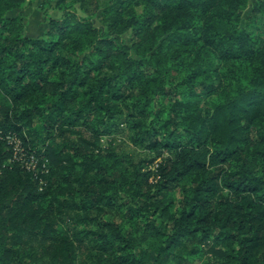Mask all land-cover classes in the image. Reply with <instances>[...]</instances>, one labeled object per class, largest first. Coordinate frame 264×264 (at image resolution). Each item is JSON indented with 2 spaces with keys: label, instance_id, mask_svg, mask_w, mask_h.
Wrapping results in <instances>:
<instances>
[{
  "label": "trees",
  "instance_id": "1",
  "mask_svg": "<svg viewBox=\"0 0 264 264\" xmlns=\"http://www.w3.org/2000/svg\"><path fill=\"white\" fill-rule=\"evenodd\" d=\"M2 2L3 0H0V3ZM60 2L62 3L63 0ZM103 2L105 0H80V7L88 15L96 13L97 17H100L103 13L99 11V7ZM148 2L162 16L146 17L141 27L133 33L131 40H137L143 34L145 42L149 39L154 41L156 37L151 34V25L156 19L162 18L165 21L164 31L177 26L178 32L193 28L198 33L191 39L176 36L173 43L199 45L200 41H203V49L210 50L211 54L227 63L244 61L264 65V42L254 43L248 29L237 27L241 17L236 15V9L241 0H148ZM9 3H14V0H9ZM131 3L132 0H118L115 10L120 12ZM256 5L257 3L253 7L255 14L260 10ZM192 9L200 10L199 19L204 21L202 26L195 27L191 23L194 18ZM11 12L13 11H10L7 16L0 15V33L10 28L15 31L17 25L23 27V24L19 23L21 17L9 16ZM173 13L176 14L175 17ZM169 20L171 23H167ZM94 21L79 22L76 30L84 37L103 34L105 23L108 21L100 20L101 27L96 26ZM181 21L183 23H180ZM118 25L119 17H112L109 32L120 31ZM47 27H50L53 33L59 34L61 39L44 41L41 38L24 35L22 41L19 38L9 41L13 47L0 49V94L6 98L0 101V237H3L0 239V256L16 255L19 257V253L15 252L16 247L19 246L24 250L31 249L34 253L31 260L39 264H45L46 258L54 250L57 255L61 252H70L73 255L96 252L103 260L106 256L115 255L116 243H124V237L118 225L112 222H101L100 216L92 217L90 213L108 215L112 209L128 207L129 204L136 202L128 201L126 204H120L119 201L124 199L123 197L107 195L120 181L128 182L126 179L128 168L124 167L122 172L110 175L111 169L105 165L104 161L112 160L115 161L112 167H123L131 156L125 149L120 150L123 154L120 158L117 157L115 150L104 152L99 149L97 140L100 137L113 138L128 134L130 143L144 151V155L135 152L136 159L131 164V167L135 169V179L131 183L141 191L145 188L150 190L153 187V181L158 183V176L167 177L169 173L183 164V169L177 171L174 179L166 180L160 191L148 196V200L153 202L151 207L157 212L163 208L161 216L163 220H176L175 216L170 215L169 208L164 207V201L170 192L181 189L184 192L188 191L184 185L185 177L192 175L199 177L210 166H230V161L237 156V152L230 150L213 152L211 148L205 147L207 141H203L198 147L204 151L199 158H193L187 152L188 145L180 137L170 136L165 141L160 139V129L144 130L145 125L142 121L146 116L147 104L141 106L137 103L129 108L127 102L135 97L138 91L144 95L145 90L156 83V78L152 67L144 68L145 62L138 57H129L128 72L118 81V87L110 79L99 82L96 88L85 93L89 97L86 105L68 116L69 106L79 97L77 89L86 88L89 79L93 77V71L99 69H85L83 78L77 75L68 85L59 82L53 87L48 74L68 63L63 57L55 59L54 57L63 39L69 34L71 23L69 19H52ZM118 39H120L119 36L115 39L104 36L97 41L98 46H94L93 51L103 53L107 50L108 55L105 56V62L111 60L113 56L120 59L126 53L113 52ZM27 44L38 48L40 54L22 51ZM125 47L128 46L125 45ZM170 49L171 45H169ZM203 49H198V52ZM149 51L150 59L154 58L159 64L161 57L165 55L164 41H161L155 50L149 48ZM9 57H14L11 64L8 63ZM83 62L82 60L81 64ZM49 65H51L50 68ZM103 66L101 64L100 68ZM46 68L47 72H45ZM141 68L143 71H140ZM205 71H218V68L210 63ZM253 75L256 82L264 83V71L257 68ZM26 81L29 83L26 84ZM50 88L52 95H58L59 100L55 104L48 105L46 109L41 107L44 101L39 96L35 100L29 99ZM217 90L214 85H205L202 86V91H194L192 95L200 97L210 95ZM161 94L170 98L177 96L175 89H162ZM26 99L29 100L31 106L24 108L23 111L9 105L11 102L12 105L19 106ZM148 102L151 103L150 100ZM244 102L247 108H240L239 104L232 103L233 112H243L244 115L241 118L248 120L249 125L257 120H264V93H250ZM176 110L190 112L188 118L192 121L193 129L206 123L207 113L197 105L183 104L177 100ZM105 112L107 119H101L100 114ZM125 113L127 115L124 119L113 122L116 115L124 117ZM37 117L44 120L39 129L34 127ZM131 121L137 122L131 127H122ZM172 123L173 121H169V124ZM246 131L250 133L251 128H247ZM8 136H13L20 141L21 157L14 159V148L9 143ZM195 151L196 149L193 148L192 152ZM152 152H156L157 156L150 158L145 155V153ZM159 159H164L165 164L158 165ZM9 160L14 162L15 167L6 166ZM31 161H33V168L28 169L26 163ZM77 169H81L82 173H77ZM225 176L226 170L219 167L216 173L202 182L193 181L195 187L190 199H184L181 204L183 211L179 220L176 221L175 234L169 235L162 232L156 228L154 223L145 226L149 234L168 236L167 246L160 249L157 257L159 264H170L172 261L175 264H193L183 256L172 253L173 248L191 243L201 244L204 248L212 247L214 255H223V253L216 252L214 245L208 244L209 232L201 227H194V225H212L213 213L208 212V209L216 205L215 197L221 191V182ZM41 180L49 181L43 191H40ZM84 180H89L87 187ZM225 187L233 192V199L231 201L221 200L219 206L233 207L238 215L246 210L245 205L247 208L254 209V212L249 213L250 219L242 218L244 222L240 226L241 234L246 230H251L246 228L247 224H251L256 229L254 237H246L240 241L243 245L239 258L240 264H251L253 256L264 247V197L257 195L259 192H264V182L253 180L246 184L241 180L238 183L225 184ZM77 193L81 194L83 199L77 201L74 198ZM148 208L147 203L139 207H129L127 218L133 219ZM198 213L201 215L198 216ZM204 213L208 214L204 215ZM229 219L231 220V217ZM67 224H94L101 231L81 232L70 229L66 233L62 232L60 225ZM9 226L17 229L16 235L8 237ZM225 227H234V225L229 223ZM176 228L179 231H175ZM104 229L110 230L111 236L106 234ZM201 232H203V239H197V234ZM239 239L240 237L236 234L222 232L216 237V243L230 245ZM5 244L8 246L4 247ZM131 246L128 244L119 251H127ZM197 254L198 249H193L190 253L192 256ZM112 264H142V262L135 256L129 255L117 257Z\"/></svg>",
  "mask_w": 264,
  "mask_h": 264
},
{
  "label": "clouds",
  "instance_id": "2",
  "mask_svg": "<svg viewBox=\"0 0 264 264\" xmlns=\"http://www.w3.org/2000/svg\"><path fill=\"white\" fill-rule=\"evenodd\" d=\"M117 3L118 0H105V2L100 4L99 11L103 15L99 19L101 21H108L105 23L104 33L84 37L81 32L76 30L78 23L96 20L97 14L93 13L92 15H88L84 12L80 7V0H63L62 3L60 0H14L12 4L9 3V0H3L0 3V15L7 16L10 11L14 12L16 9L26 12L27 15L22 16L19 22L23 24V27L17 25L15 31H12L10 28V30L0 33L2 35V38H0V49L13 47V44L9 41H15L17 38L21 41L23 40L29 27L24 21L30 22L39 16L42 18L43 25H49L52 19H69L71 23L69 34L63 39L54 57V59L63 57L68 63L64 67L56 68L48 74L50 84L53 87L59 82L68 85L77 75L83 78L85 69L92 68L99 70L93 71V77L89 79L86 88L77 89L79 97L69 106L68 116H71L73 112L78 111L86 105L89 97L85 93L96 88L99 82L110 79L118 87V81L124 78L128 72L127 61L129 57H138L145 62L144 68L152 67L156 78V83L150 85L145 90L144 95H141L138 91L136 96L127 102L129 108L137 103L141 106L147 104L146 116L142 121L145 125L144 130H150L151 128L160 129V139L165 141L170 136L180 137L188 145L187 152L193 158H199L204 151V149L198 147L203 141H207L205 147L211 148L213 152L230 150L237 152V156L230 161V166H210L199 177L196 175L185 177L184 185L188 189L187 192L181 189L168 193L167 199L164 201V207L169 208L170 215L175 216L176 220L161 219L163 208L157 212L155 208L151 207L153 202L148 200V196L155 195L160 191L161 186L166 180L174 179L177 176V171L183 169V164L179 165L177 170L169 173L167 177L158 176V183L153 181V187L150 190L145 188L141 191L131 183L135 179V169L131 167V164L136 159L134 154L136 151L135 146L127 149L131 158L123 167H112L115 163L112 160L104 161L105 165L111 169L110 175L112 173L122 172L124 167L128 168L126 176L128 182L120 181L107 195L118 198L123 197L124 199L119 201L120 204H126L128 201H135L136 203L129 204L128 207L112 209L108 215H100L97 212H91L90 215L92 217L100 216L101 222H112L118 225L121 235L124 237V243L117 242L114 249L115 255L106 256L103 260L100 259L99 254L96 252L86 253L84 255L79 253L73 255L70 252H61L57 255L54 250L46 258L45 264H112V261L117 257L129 255L135 256L142 264H159L157 257L159 256L160 249L167 246L168 236H157L155 233L149 234L145 226L154 223L156 228H159L162 232L168 233L169 235L175 234L174 228L176 221L179 220L183 211L181 204L184 199H190L195 187L193 181L196 183L202 182L204 179L216 173L219 167H223L226 170V176L221 182V191L215 197L216 205L208 209V212L213 213V223L211 226L194 225V227L198 226L208 231V244L214 245L216 252L223 253V255H214L212 252L206 254L204 246L198 243L173 248L172 253L177 256H183L185 259L192 261L193 264H240L239 258L241 248L243 247L240 241L246 237H254L256 235V229L251 224L246 225V228L251 230H246L241 234L240 226L244 222L242 218L250 219L249 213L254 212V209L247 208L245 205L246 210L238 215L235 208L219 205L221 200L231 201L233 199V192L225 187V184L238 183L241 180L245 181L246 184L253 180L264 182V120H257L255 123L249 125L248 120L241 118L244 113L241 111L233 112L231 105L232 103H236L239 104L240 108H247V104L244 101L250 93H264V83L256 82V78L253 75L257 68L264 71V65L259 63L252 64L250 62L245 63L244 61H237L231 64L227 63L211 54L210 50L203 49V41H200L199 45H184L181 42L173 43L176 40V36L183 39H191L196 37L198 33L193 28L178 32L177 26H173L168 31H164L165 21L162 18L156 19L151 25V34L156 37L154 41L149 39L145 42L143 34L137 40L133 41L131 40L133 33L141 27L146 17L162 16V14L148 0H132V3L126 5L120 12L115 10ZM252 6L251 0H241L238 4L236 15H239L241 19L237 27H241L246 23L244 15L249 12ZM256 6L260 10L255 16L256 23L249 28V31L253 33L252 41L259 43L264 42V0H257ZM191 12L194 17L191 23L195 27L202 26L204 21L199 19L201 15L200 10L192 9ZM172 15L175 17L176 14L173 13ZM114 16L119 17L118 26L120 31L109 32L111 18ZM167 23H171V20ZM180 23H183V21ZM256 29H259V31ZM173 33L176 35L173 36ZM104 36H107L109 39H115L119 36L120 39L116 40V48L113 49V52L126 53V55H122L120 59H116L113 56L115 59L112 58L105 62V56L108 55L107 50L103 53L93 51L94 46H98L97 41L104 38ZM125 37H128V39H125ZM165 37H169V39H165ZM257 37L260 38L259 42H257ZM41 39L44 41H58L61 37L59 34L53 33L50 27H47ZM161 41H164L165 55L161 57V62L157 64L154 58L150 59L149 48L155 50L161 44ZM125 45L128 47L126 48ZM169 45H171L170 50ZM198 49H203V51L198 52ZM22 51L25 53L40 54L39 49L34 48L32 44H27ZM13 60L14 57H9L8 63L11 64ZM82 60L84 61L83 64H81ZM210 63L215 65L218 71H205V68ZM101 64L104 65L103 68H100ZM48 67L50 68L51 65ZM140 71H143V68ZM45 72H47V68ZM9 83L11 84V81ZM25 83L27 84L29 81ZM205 85H214L218 90L210 95L200 97L192 95L194 91H202V86ZM165 88L175 89L177 96L175 98L163 96L161 92ZM37 96L44 101L41 107L45 109L48 105L55 104L59 100L58 95H52L51 88L48 91L37 93L29 99L35 100ZM5 99L0 94V101H4ZM149 100L151 103L148 102ZM177 100L183 104L197 105L202 111L206 112V123L193 129L192 121L188 118L190 112H178L176 110ZM9 105L14 109L18 107L20 111L31 106L28 99L19 106L12 105L11 102H9ZM121 107H124V105H121ZM46 115L47 112L45 113ZM126 115L127 113H125L124 117L116 115L115 121L113 122L124 119ZM100 118L107 119V113H101ZM169 121H173V123L169 124ZM136 122L131 121L128 125H122V127H131ZM43 123L44 120L37 117V122L34 127L39 129ZM249 127L251 128L250 133L246 131ZM121 139V137H116L113 140L112 137L102 136L97 140V145L104 152L115 150L117 157L120 158L123 154L116 148V145L121 142ZM193 148L196 149L195 152H192ZM145 155L151 158L157 156V153H145ZM45 163L47 164V162ZM157 164H165L164 159H159ZM6 166L15 167V164L12 160H9L6 162ZM77 173H82V170L77 169ZM48 184V180H41L40 191H43ZM84 184L87 187L89 180H84ZM257 195L258 197H264V192H259ZM74 198L79 201L83 199V196L77 193ZM145 203L149 204L148 210L133 219L127 218L129 207H139ZM153 213L156 214L153 215ZM207 214L204 213V215ZM199 215L201 214L198 213ZM230 217L231 220L229 219ZM229 223L234 225V227H225ZM60 229L65 233L70 229L81 232L86 230L101 231L94 224L60 225ZM103 231L111 236L110 230L104 229ZM175 231H179V229L176 228ZM222 232L236 234L240 239L232 242L230 245L216 243V237ZM16 234L17 229L9 226L7 231L8 237ZM0 239H3V237H0ZM197 239H203V232L197 234ZM128 244L132 245L131 248H128L124 252L119 251L120 248H125ZM3 246L7 247L8 245L5 244ZM193 249H198L196 256L190 255ZM15 252L19 253V257L16 255L7 257L0 256V264H39V262L31 260V257L34 255L31 249L24 250L17 246ZM170 264H175V262L172 261ZM251 264H264V247L260 248L253 256Z\"/></svg>",
  "mask_w": 264,
  "mask_h": 264
},
{
  "label": "rangeland",
  "instance_id": "3",
  "mask_svg": "<svg viewBox=\"0 0 264 264\" xmlns=\"http://www.w3.org/2000/svg\"><path fill=\"white\" fill-rule=\"evenodd\" d=\"M255 3H257V0H251V4L253 6L249 9V12L246 15H244V20L246 21V23L243 26H241V28H246L249 30V28L256 23V20H255L256 14L253 13V7H254ZM25 15H27V13L24 11H21V10H16V11L11 12L9 14V16H20V17L25 16ZM24 23L29 25L25 35L28 37H31V38H41L44 35L45 28H47V26H48V25L42 24V18L39 16H37L36 18L31 20L30 22L24 21ZM94 23L98 27L102 26L100 23L99 17H97V19L94 21ZM256 30L259 31V29H256ZM251 34L253 35L252 32H251ZM125 39H128V37H125ZM259 39L260 38L257 37V42H259ZM127 135L128 134H123V135L113 137V140H115L116 137L122 138L121 142L118 145H116V148L119 149V151L123 150V149L127 150L128 148H131L134 146L130 143V140H129ZM135 149H136L135 152L137 154H143L144 155V153H143L144 151L142 149H139L137 147H135ZM211 246H213V245H211ZM205 250H206V254L208 252H212L214 254L212 247L205 248Z\"/></svg>",
  "mask_w": 264,
  "mask_h": 264
},
{
  "label": "built area",
  "instance_id": "4",
  "mask_svg": "<svg viewBox=\"0 0 264 264\" xmlns=\"http://www.w3.org/2000/svg\"><path fill=\"white\" fill-rule=\"evenodd\" d=\"M7 139L9 141V143L14 148V152H15L14 153V159H17V158L21 157L22 156V148H21L20 141L17 138L13 137V136H8ZM26 165H27L28 169L33 168V161H31L29 163L27 162Z\"/></svg>",
  "mask_w": 264,
  "mask_h": 264
}]
</instances>
